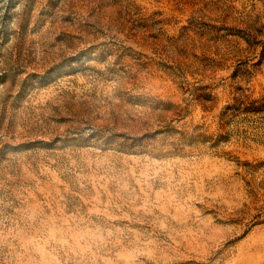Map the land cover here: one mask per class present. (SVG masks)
<instances>
[{"label": "rangeland", "instance_id": "1", "mask_svg": "<svg viewBox=\"0 0 264 264\" xmlns=\"http://www.w3.org/2000/svg\"><path fill=\"white\" fill-rule=\"evenodd\" d=\"M0 264H264V0H0Z\"/></svg>", "mask_w": 264, "mask_h": 264}]
</instances>
